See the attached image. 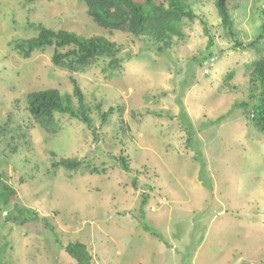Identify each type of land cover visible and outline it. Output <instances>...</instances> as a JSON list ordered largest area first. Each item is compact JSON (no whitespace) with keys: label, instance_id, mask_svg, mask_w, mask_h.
<instances>
[{"label":"rangeland","instance_id":"obj_1","mask_svg":"<svg viewBox=\"0 0 264 264\" xmlns=\"http://www.w3.org/2000/svg\"><path fill=\"white\" fill-rule=\"evenodd\" d=\"M182 1L194 17L160 50L146 37L99 27L79 0H0V124L8 127L0 172L18 191L15 205L0 208V264H76L61 246L75 240L94 264H264V134L245 113L256 99L249 76L264 38L247 44L261 31L264 0H228L229 22L215 0ZM30 24L103 35L120 61L112 68L101 57L71 73L52 63L53 47L24 58L13 45L37 33ZM71 76L95 134L61 113L41 125L27 109V94L47 88L77 107ZM50 151L104 171L54 169ZM20 207L37 220L5 217Z\"/></svg>","mask_w":264,"mask_h":264},{"label":"trees","instance_id":"obj_2","mask_svg":"<svg viewBox=\"0 0 264 264\" xmlns=\"http://www.w3.org/2000/svg\"><path fill=\"white\" fill-rule=\"evenodd\" d=\"M34 2L37 0H24ZM86 6V12L92 21L99 27L106 30H116L130 33L136 37H146L154 43L161 44L160 50L170 47L173 37H182L180 29L181 20L184 17L193 18V11L182 0H166V6L156 3L154 0H79ZM215 6L222 16L224 22L230 21L228 13V0H215ZM203 23V22H202ZM204 24V23H203ZM35 27L37 33L24 40L14 43V49L24 58H29L34 51L53 47L52 63L71 73L84 72L92 63L101 57L109 58L110 67H116L120 58L117 56L118 45L103 35L86 37L74 31L58 29L53 30L43 24H30ZM204 28H206L204 24ZM264 38V22L261 24V31L247 45L251 46L256 41ZM237 43V42H236ZM241 43H237L239 46ZM65 49V50H64ZM64 50V51H61ZM72 83V94L76 97L78 106L75 107L69 96L62 95L55 88H47L29 92L26 96L27 109L34 120L38 123L48 125L53 120L54 113L67 114L71 118L77 119L91 129L95 134L92 119L89 116L90 108L84 101V94L74 77H70ZM249 93L256 96L251 109L246 111L248 119L253 127L264 134V56L254 64L249 76ZM257 91V93L255 92ZM65 96V97H64ZM246 106L247 103L240 104ZM113 111L109 107L101 112V121L105 123ZM121 123L124 120H120ZM41 124V125H42ZM8 131L7 125L0 124V137ZM11 148L13 145L10 144ZM15 148L14 150H16ZM13 150V151H14ZM3 150L0 147V155ZM52 157V168H63L68 174L73 171L86 170L90 174L101 173L104 169L90 166L86 161L75 158L54 160ZM121 169L125 172H132L127 157L118 158ZM140 175L138 170L134 171L131 185L137 186L136 177ZM147 196L141 199V204H145ZM18 199V191L14 188L0 172V208L15 205ZM25 210V211H23ZM27 213V214H25ZM21 216L22 218H18ZM8 220H15L21 223L36 221L37 212L28 208L18 209V215L10 217ZM146 230H149L145 227ZM154 234L153 232H151ZM63 250L74 260L76 264H94L92 253L88 245L83 241H68L61 245Z\"/></svg>","mask_w":264,"mask_h":264},{"label":"built area","instance_id":"obj_3","mask_svg":"<svg viewBox=\"0 0 264 264\" xmlns=\"http://www.w3.org/2000/svg\"><path fill=\"white\" fill-rule=\"evenodd\" d=\"M204 72H205V73H207V72H208V70H205Z\"/></svg>","mask_w":264,"mask_h":264}]
</instances>
